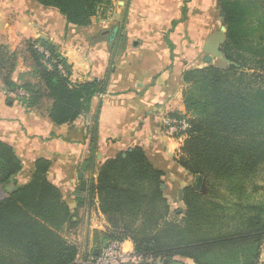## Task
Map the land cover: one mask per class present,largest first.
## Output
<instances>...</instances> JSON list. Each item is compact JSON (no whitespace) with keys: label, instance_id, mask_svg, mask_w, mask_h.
<instances>
[{"label":"trees","instance_id":"obj_1","mask_svg":"<svg viewBox=\"0 0 264 264\" xmlns=\"http://www.w3.org/2000/svg\"><path fill=\"white\" fill-rule=\"evenodd\" d=\"M35 1L57 10L68 25L75 27H89L101 8L111 4V0ZM218 5L228 28L221 51L232 65L227 70L209 66L183 75L189 86L183 99L191 129L178 161L193 177L202 178L201 191L196 186L185 188V210L179 214L182 219L170 221L162 190L164 173L149 161L143 149L136 147L104 161L93 193L111 229L93 233L97 249L115 240H131L134 251L151 264L178 257L195 264L261 263L264 13L259 29L250 28L248 34L247 26L256 20L257 10L240 0H219ZM255 33L258 44L253 46L247 39ZM37 44L69 69L49 41H27L15 52L0 45V82L10 93L22 90L29 94L26 102L30 106L48 100V116L56 125H69L89 115L95 99L104 92V81L72 85L56 69L48 70L42 64ZM22 50L35 65L37 83L18 85L13 81ZM246 53L251 58L244 57ZM49 165L44 159L38 160L31 183L0 199V264L77 262L79 247L61 235L65 228H77V214L48 181ZM20 171L21 162L13 148L0 142V188L4 190ZM88 200H78L79 207Z\"/></svg>","mask_w":264,"mask_h":264},{"label":"crops","instance_id":"obj_2","mask_svg":"<svg viewBox=\"0 0 264 264\" xmlns=\"http://www.w3.org/2000/svg\"><path fill=\"white\" fill-rule=\"evenodd\" d=\"M240 2L257 10L256 20L249 22L246 30L251 34L250 28L259 29L264 0ZM218 3L111 0L89 27H75L68 25L57 10L35 0H0L1 46L15 52L27 41H49L67 63L72 85L105 83L89 115L59 126L49 119L48 100L30 106L0 82V142L11 146L21 162V171L2 190L3 198L31 183L38 160L48 161V181L77 214V228H65L61 233L79 247L76 264L95 253L93 233L111 229L93 193L104 161L136 147L143 149L149 161L164 173L162 190L178 212L185 210V188H197L199 179L178 161L183 144L165 136L163 121L175 115L188 116L183 99L189 87L183 79L185 72L209 66L227 70L232 65L221 51L228 28ZM257 35L247 39L253 46L258 44ZM244 57L251 58L247 53ZM32 74V67L20 57L13 81L34 83ZM84 162L89 165L83 172L82 190L79 174ZM82 198L89 200L79 207ZM123 247L134 251L131 240L124 241ZM260 262H264V242ZM174 264L195 263L181 259Z\"/></svg>","mask_w":264,"mask_h":264},{"label":"built area","instance_id":"obj_3","mask_svg":"<svg viewBox=\"0 0 264 264\" xmlns=\"http://www.w3.org/2000/svg\"><path fill=\"white\" fill-rule=\"evenodd\" d=\"M35 48L43 56L42 64L48 70L56 69L63 78L70 79V71L65 64L59 60L53 59L51 53L45 50L41 45L37 44ZM17 96L21 99L28 100L29 94L25 91H18ZM190 119L188 117H167L163 121L164 134L168 138H174L179 141H184L188 138L189 130L191 129ZM124 242L112 241L105 247L98 250L97 255L91 254L87 259L82 261V264H151V261L146 262L142 255L135 251H127L123 247ZM146 262V263H145ZM260 264H264L261 262Z\"/></svg>","mask_w":264,"mask_h":264},{"label":"rangeland","instance_id":"obj_4","mask_svg":"<svg viewBox=\"0 0 264 264\" xmlns=\"http://www.w3.org/2000/svg\"><path fill=\"white\" fill-rule=\"evenodd\" d=\"M101 11V10H100ZM23 58L24 61H25V64L28 66V67H32V72H34V63L32 62V60L30 59L29 56H26L25 54H23L22 51L19 52V58ZM67 64V63H66ZM36 74H32L31 78L34 77L35 81L34 83H37L38 82V79L35 77ZM24 82H32L30 80H22L21 83H19L18 85L20 84H23ZM15 95H17V93H15ZM189 119L191 118L190 116H187ZM181 142V145L183 144L184 145V141H179ZM180 144V143H179ZM201 191V190H200ZM184 194V193H183ZM4 197V192L2 191V189L0 188V199H2ZM168 202V200H167ZM168 205H169V208H170V216H169V220L170 221H175V220H179V219H182V216L179 217V214H181V212H184V211H181V212H178L177 211V208H175L174 206H172V204L170 202H168ZM181 259H184V258H175L174 260L170 261V260H157L155 262V264H165V262H168V264H174V263H178L180 262Z\"/></svg>","mask_w":264,"mask_h":264},{"label":"water","instance_id":"obj_5","mask_svg":"<svg viewBox=\"0 0 264 264\" xmlns=\"http://www.w3.org/2000/svg\"><path fill=\"white\" fill-rule=\"evenodd\" d=\"M88 165H89V162H84L83 165H82V168H81L82 172L79 174V179L81 181V189L82 190L85 189V182L83 180V172H85L87 170ZM201 183H202V178H199V182H198L197 188L201 187ZM94 254L97 255L98 254V250H96ZM165 264H168V262H165Z\"/></svg>","mask_w":264,"mask_h":264}]
</instances>
